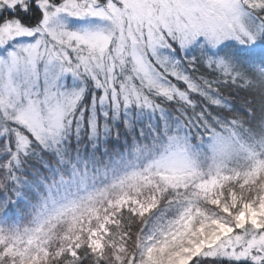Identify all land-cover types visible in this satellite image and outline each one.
Returning a JSON list of instances; mask_svg holds the SVG:
<instances>
[{"label":"snow or ice","instance_id":"snow-or-ice-1","mask_svg":"<svg viewBox=\"0 0 264 264\" xmlns=\"http://www.w3.org/2000/svg\"><path fill=\"white\" fill-rule=\"evenodd\" d=\"M0 264H264V0H0Z\"/></svg>","mask_w":264,"mask_h":264}]
</instances>
